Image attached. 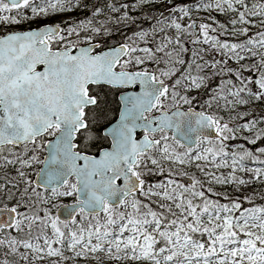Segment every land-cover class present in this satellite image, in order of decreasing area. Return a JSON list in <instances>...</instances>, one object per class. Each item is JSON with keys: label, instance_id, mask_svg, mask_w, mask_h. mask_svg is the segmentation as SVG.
Wrapping results in <instances>:
<instances>
[{"label": "snow or ice", "instance_id": "6c2138e0", "mask_svg": "<svg viewBox=\"0 0 264 264\" xmlns=\"http://www.w3.org/2000/svg\"><path fill=\"white\" fill-rule=\"evenodd\" d=\"M0 29V264H264V0H0Z\"/></svg>", "mask_w": 264, "mask_h": 264}, {"label": "trees", "instance_id": "16d2710c", "mask_svg": "<svg viewBox=\"0 0 264 264\" xmlns=\"http://www.w3.org/2000/svg\"><path fill=\"white\" fill-rule=\"evenodd\" d=\"M89 3L93 2V0H88ZM120 2H128L127 0H117V3L119 4ZM178 3H186V2H189V1H183V0H177ZM83 11V10H81ZM81 11H77V12H81ZM84 12V11H83ZM85 13V12H84ZM134 16H137V17H140L141 16V13H136V12H133L132 13ZM145 15H147L148 13H144ZM77 16H80V17H77ZM201 16V15H200ZM213 16L221 21V22H224L226 21L227 17L223 16V15H219V14H213ZM71 18L73 19H85V14H82V15H77V14H73L71 15ZM59 22V21H58ZM138 24L142 25L144 28H148L149 27V23L146 22V21H143L142 19H138ZM134 28L136 27L135 25L133 26ZM124 31L128 32V34H131V31L132 29H124ZM257 190L259 191V186H257Z\"/></svg>", "mask_w": 264, "mask_h": 264}, {"label": "rangeland", "instance_id": "374dc122", "mask_svg": "<svg viewBox=\"0 0 264 264\" xmlns=\"http://www.w3.org/2000/svg\"><path fill=\"white\" fill-rule=\"evenodd\" d=\"M128 2H130V0H127ZM184 2L185 1H189V0H183ZM178 3V2H177ZM157 4H159V0H157ZM134 12H136V13H140V12H138V11H134ZM144 13H148V11L147 10H145V12ZM73 14H77V15H82V14H85V19L87 18V16L90 14V13H84L83 11H81L80 13L79 12H73L72 14H67V15H61V16H55V17H53L52 19H53V21H61V20H64V19H68L69 17H71V15H73ZM149 14V13H148ZM147 14V15H148ZM152 14H155V15H158L159 13H158V11H156V10H153V12H152ZM213 14H216V13H212V15ZM145 15V14H144ZM201 15V17H207V13H200L199 14V16ZM77 17H80V16H77ZM51 22V21H50ZM0 30H2V29H0ZM159 38V37H158Z\"/></svg>", "mask_w": 264, "mask_h": 264}, {"label": "flooded vegetation", "instance_id": "af4514ba", "mask_svg": "<svg viewBox=\"0 0 264 264\" xmlns=\"http://www.w3.org/2000/svg\"><path fill=\"white\" fill-rule=\"evenodd\" d=\"M108 99H109V101H114L115 100V97L114 96H110V97H108ZM109 107L110 108H113L114 107V104L110 103L109 104Z\"/></svg>", "mask_w": 264, "mask_h": 264}]
</instances>
